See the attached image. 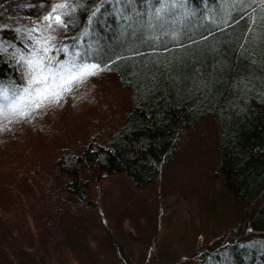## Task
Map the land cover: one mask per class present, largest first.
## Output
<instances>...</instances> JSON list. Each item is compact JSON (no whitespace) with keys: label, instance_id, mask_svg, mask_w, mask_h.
Segmentation results:
<instances>
[{"label":"trees","instance_id":"trees-1","mask_svg":"<svg viewBox=\"0 0 264 264\" xmlns=\"http://www.w3.org/2000/svg\"><path fill=\"white\" fill-rule=\"evenodd\" d=\"M61 1L69 37L50 41L46 64L74 55L108 69L126 92V110L118 113L114 98L101 105L91 86L75 109L85 102L102 115L105 142L45 151L23 134L6 137L15 116L0 112V144L10 151L0 156V264H87L103 259L96 246L123 259L125 241L148 225L162 257L158 220L144 213L152 220L144 227L133 219L128 230L122 215L152 207L166 169L162 194L192 187L191 197L212 213L210 186L220 180L241 219L226 239L181 264H264V0ZM40 40L0 0V91L22 88V57ZM120 199L129 211L114 216ZM98 200L112 205L104 218ZM116 225L126 240L117 239Z\"/></svg>","mask_w":264,"mask_h":264},{"label":"rangeland","instance_id":"rangeland-1","mask_svg":"<svg viewBox=\"0 0 264 264\" xmlns=\"http://www.w3.org/2000/svg\"><path fill=\"white\" fill-rule=\"evenodd\" d=\"M4 1L8 5L14 6L17 18L22 23L29 24L32 28L40 32L41 40L38 43L39 49L37 51L32 52L26 58L24 56L22 57L26 66L21 69V76L24 83L18 93L12 95L7 92L8 100H5L4 91H0L1 113L5 112L6 106L17 96L21 95L25 87L29 86L28 82L31 79L32 69L29 68L28 61L33 59L34 54L37 59L46 57L50 54L51 49L47 53H45L43 49L45 47L52 48L53 44H50V41L56 38L65 39L69 37L63 25L56 24L54 20L55 16L61 15L64 8L58 9L55 13L52 12V9L58 4H63L61 0ZM50 14L53 19L46 20L45 17ZM58 62L74 63L77 66L81 65L77 63L74 55L73 57L69 55L66 56V60H58L53 67H56ZM44 63L46 64L47 62L44 60ZM58 84V78L55 82L49 78V90L61 91L62 93L58 98V102H55V100H52L50 97L48 101L43 102L41 107L35 108L31 105L30 101L26 100L25 103L29 105L25 109L28 115L24 117H13L10 123L14 124L16 127L14 128L11 126L9 128L10 134L6 135V137L17 136V138H19V135L23 134L25 140L34 143V145L37 144L43 151H45L47 147L49 148L57 145L61 146V148L73 149L77 144L89 138H93L96 142L103 144L105 142V130L102 126V115L99 114L97 110H91L92 112L89 113L88 104L85 102H81L82 104H79V106H77L78 108L75 109V98L80 97L84 91L92 93V88L97 85L98 92H101L97 97L100 104L104 105L114 98L113 100H116L119 105L117 112L123 114L126 110L127 98L126 92H123V90L119 88L117 78L114 77L108 69L98 68L94 75L87 76L82 82L74 83L71 86V91L64 92L62 89L56 87ZM38 87L43 88L44 85H32L33 94L34 90ZM84 96L86 97L85 94ZM106 96L109 97L106 98ZM2 105L5 107H2ZM86 111L88 112L86 113ZM42 131L47 132L48 137H43L41 134ZM38 136L40 137L38 138ZM37 138L39 140H37ZM210 151L211 148L208 152ZM8 154H10V151L7 148L1 147L0 144V156ZM16 158H18V156H16ZM169 176L170 173L168 169L164 170V172L159 175L158 188L154 191L156 196L151 200L152 207H150V209L147 206L144 207L142 204H138L139 209L143 211L142 213H137V208L136 210L133 209V211H129L128 206L130 204L127 203L128 201L120 199V206L117 207L116 210H112L114 216L123 212L127 214L129 211L126 217L122 215L124 218V227L128 230H131L130 227L134 223L133 219L136 222L139 221L144 227L148 224V221L152 220L142 216L144 213L147 215L150 214L153 219L158 220V224L160 223L159 230L163 232L164 229L165 232H163V234L166 233L164 236L166 238L165 242L167 243V252L162 254V257H159L160 254L157 252L155 245L156 240L154 241L153 238L154 234L151 236L149 235L150 230L148 225L145 227L143 234L134 235L129 241L128 239L125 241L123 259H121L119 255H114V253L105 246H96L97 255L102 253L103 259L100 256L95 262H88L87 264H124L125 260L128 264H156L155 261L161 262V264H181L186 260L191 261V258L186 259L185 257L198 254L201 248L210 246L218 240L226 239L232 229H238L239 226H237V224L240 225L241 223L240 214L236 205H234L231 200H228L220 180L214 181L210 186V193L215 196L217 201L215 212L210 213L206 212L197 197H191L192 187H189L190 191H185L179 196H176L174 192H168L170 195L162 194V186L164 185V181L165 183L167 182L166 180H168ZM111 180L112 183L114 182L113 185H118V179L113 181V178H111ZM104 201L105 200L99 202L98 200L97 202V204H99L97 215H100L102 218H104L103 216L106 208L111 210L112 207L110 200H108L107 203ZM139 217L141 218L139 219ZM155 226L156 224L154 223V227ZM116 227L119 228L118 225H116ZM117 231L118 233L115 234L117 239L122 237L126 240L123 234L124 230L119 228ZM237 232L243 234L242 229L237 230ZM242 237L245 239L249 238L247 234H243ZM188 261L186 264H191Z\"/></svg>","mask_w":264,"mask_h":264},{"label":"snow or ice","instance_id":"snow-or-ice-1","mask_svg":"<svg viewBox=\"0 0 264 264\" xmlns=\"http://www.w3.org/2000/svg\"><path fill=\"white\" fill-rule=\"evenodd\" d=\"M64 4H58L55 8L52 9V12L55 13L58 9L64 8ZM46 20L53 19L52 15L45 17ZM55 23L58 25H63L64 21L61 16L57 15L54 17ZM45 53L50 51V48L45 47L43 49ZM64 51H67V48H64ZM79 55V53H77ZM51 59L48 58L49 64H45V57H40L37 59L35 54L33 59L28 61L29 68L32 69L31 79L29 80L28 87H25L22 91V94L17 96L12 100L7 106L4 112V115L7 117L9 114L13 116L24 117L28 115V112L25 110L29 105L25 103L26 100L30 101L31 105L35 108L42 106L44 101H48L51 97L52 100L58 102V98L61 96V91H50L48 81L49 78L55 82L58 78L59 84L56 87L62 89L64 92L71 91V86L74 83L82 82L84 78L89 75H94L95 71L98 69L96 64H82L80 66L75 65L74 63L69 64V62H58L56 67L51 66ZM42 84L43 88H36L34 94L32 91V85ZM4 99L8 100L7 90L4 91Z\"/></svg>","mask_w":264,"mask_h":264}]
</instances>
